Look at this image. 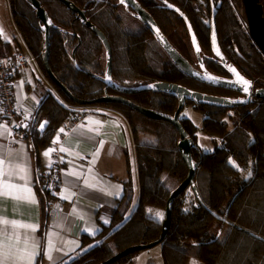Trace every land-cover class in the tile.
Instances as JSON below:
<instances>
[{"label": "trees", "instance_id": "1", "mask_svg": "<svg viewBox=\"0 0 264 264\" xmlns=\"http://www.w3.org/2000/svg\"><path fill=\"white\" fill-rule=\"evenodd\" d=\"M9 1L22 39L35 56L44 77L65 100L49 90L33 117L29 137L36 163H41L40 151L49 145L62 125L68 120L76 121L94 113L91 108L95 106L122 113L134 136L140 185L138 201L135 204L133 179L130 178L125 182L123 198L115 209H111L112 222L103 227L97 238L90 240H99V244L71 264H99L128 246L157 240L162 233L170 193L189 172L179 150V131L170 122L152 119L125 104L80 105L70 100L46 71L44 32L36 10L27 0ZM72 1L85 9L88 19L107 36L113 49V78L118 83L138 86L166 81L222 97L239 95L233 90L212 86L188 76L141 20L116 5L118 0ZM139 1L155 17L173 45L199 67L184 19L171 9L159 7L162 0ZM168 1L181 8L191 20L207 68L218 75L230 76L222 63L215 59L212 50L211 26L208 24L213 13L212 1ZM219 1H222V5L217 14L216 27L228 63H233L243 75L254 80L256 87H264V55L249 34L243 1L234 0L235 6L231 0H214V4L217 5ZM41 2L57 25L51 30L50 64L55 75L79 98L92 99L104 95L105 84L88 74L103 75L105 72L106 49L101 39L61 1ZM262 2L264 4V0ZM75 33L82 38L76 51L80 70L72 59L73 50L79 42ZM20 51L19 42H8L0 37L1 55L11 56ZM109 92L169 114H174L179 105L177 97L165 92L124 94L113 89H109ZM188 105L204 115L200 127L195 126L183 113ZM186 106L180 119L189 134L198 141L197 133L201 131L221 142H217L214 149H193V156L199 162L196 183L204 203L225 216L228 222L216 219L194 191L188 188L176 198L171 227L160 243L164 264H188L191 257L206 264H264V99H256L247 106L236 108L196 105L193 102H187ZM43 122L47 123L41 131ZM148 135L156 138L154 144L143 140ZM230 161L238 167H234ZM41 171L37 170V194L44 226L41 232L44 234L50 223L52 205L59 200L56 192L61 185V176L57 185L48 188L47 178L57 173L54 162L45 175L41 176ZM156 212L163 213V219L156 218ZM134 258L135 253L129 254L113 264H134ZM38 264L43 262L39 260Z\"/></svg>", "mask_w": 264, "mask_h": 264}, {"label": "crops", "instance_id": "2", "mask_svg": "<svg viewBox=\"0 0 264 264\" xmlns=\"http://www.w3.org/2000/svg\"><path fill=\"white\" fill-rule=\"evenodd\" d=\"M0 27L3 29L0 37L5 41L13 42L18 39L17 26L11 15L9 0H0ZM11 32L14 33L13 37H11ZM19 43L21 49L28 48L24 40V47L21 42ZM36 64L37 66H28L23 73L18 75L14 87L17 101L26 111L28 109L37 111L48 92L47 79L38 68L37 60ZM103 108L96 113H89L82 117L69 129L66 125H62L64 132H57L49 145L40 151V164L36 163L31 138L27 135H15L12 124L5 123L10 132L0 134V154L5 158V166L8 160L12 159L14 167L26 169L29 186L35 193L38 203L27 202L24 199V193L15 191L12 194L0 195V217L22 224L38 225V230L31 232L24 228L13 229L10 224L0 223V245H13L22 249L25 246V235H27L29 245L33 242L39 245V255L35 257V264H38L39 260L43 264H65V262L71 264L99 244V240L94 242L90 240L97 238L103 227L112 222L111 209H115L123 198L125 182L130 178L133 179L135 204L137 203L140 185L136 146L131 126L122 113L112 108ZM186 116L190 118L188 114ZM89 129L93 130L89 131ZM57 136H59V141L53 143ZM101 141H103L102 148L99 147ZM61 147L69 150L59 151L63 157V168L61 169V185L56 194L63 203V209L54 220L50 221L44 230L45 233L42 234L44 226L37 194V170L42 169L46 172L49 159L51 158L54 162L56 151L48 157L44 155L46 150ZM97 151H99V156L93 164V153ZM15 157L18 159H14ZM90 168L93 169V173H89ZM74 169L83 172L84 178H87L89 183L96 184L97 187H86L84 178L77 179L66 175L67 171ZM94 176H98L99 180ZM15 182L24 184V181L20 180H15ZM65 189L68 190L66 195L75 193L69 200L60 198V193ZM108 192L114 194L109 195ZM117 192L118 194H115ZM16 196L20 198H14ZM105 220L108 223H105ZM87 229H97V231L95 235H92ZM16 235L20 237L18 245L15 241ZM49 239L55 245L51 253L52 260H49L45 254ZM3 251L4 249L0 248V264H24L23 261L13 258L5 259Z\"/></svg>", "mask_w": 264, "mask_h": 264}, {"label": "water", "instance_id": "3", "mask_svg": "<svg viewBox=\"0 0 264 264\" xmlns=\"http://www.w3.org/2000/svg\"><path fill=\"white\" fill-rule=\"evenodd\" d=\"M31 3L33 8L36 10L37 17L42 22V29L44 32V39H45V50L43 51V59L44 64L46 67V71L50 77V79L56 83L63 93L73 102L80 105H91L97 103H121L125 104L132 109L138 111L139 113L150 117L156 120H165L170 122L174 125L180 133V141H179V150L187 163L189 168V172L187 177L177 186L175 187L168 198L167 206H166V213L165 218L162 223V233L157 240H154L149 243H139L128 246L122 251H119L115 255L111 256L107 260L99 263V264H113L118 260L122 259L123 257L133 254L135 252L152 248L156 245H159L168 234V231L171 227V219L173 214V205L177 197H179L184 191L188 188H191L196 197L201 201V203L214 215V217L218 220L228 222L225 216L220 215L219 213L213 211L210 207H208L200 194L196 183V175L199 168V162L193 156V149H199V145L196 140L189 134V132L183 126V123L180 119V114L184 107L186 106L187 102H193L194 104H208L218 107H225V108H236V107H243L249 105L251 102L255 101L256 99H264V87H256L255 82L252 79L247 78L243 75L239 69L233 64L228 63L222 48L219 43V36L216 27V18L219 11V8L222 5V1H219L217 5L214 4V0L212 1L213 6V13L211 17V22L208 21V24L211 26V41H212V50L214 55L216 56V60L220 61L222 65L229 71L230 76H223L218 75L211 70H209L206 66L204 61V57L202 56V48L200 45L199 38L196 34V31L193 27V24L187 14L179 8L177 5L169 2L168 0H162V5H159L161 8L171 9L177 12L185 21L187 28L189 30V34L191 37V42L194 47L195 54L198 59L199 67L195 66L188 58H186L170 41L168 36L163 32L161 27L159 26L155 17L151 14L149 10H147L139 0H126V3H121L118 0V5H122L128 10L133 16L141 20L151 31L155 39L158 43L165 49L171 59L178 65V67L185 72L188 76L212 85L216 87H221L229 90H233L239 95L237 97H222L218 95H212L207 93H202L197 90L190 89L186 86H183L178 83H171L166 81H154L150 83L141 84L138 86H127L118 83L113 78V49L112 46L101 29H99L94 23H92L87 15L85 9L78 6L72 0H59L63 4H65L69 9L77 14V19L84 23L87 27H89L103 42L105 49H106V68L103 75L96 74L93 72H89L88 74L101 81L105 84L104 88V95L95 97L92 99H82L77 97L73 91L63 82L59 80V78L55 75L51 68L50 64V55H51V30L53 27H57L54 23L53 18L50 16L49 12L42 4L41 0H27ZM244 11L247 19V27L249 30V34L253 40V42L258 46L262 54L264 55V4L262 0H242ZM171 5L172 7H170ZM177 9L179 11H177ZM189 25L191 28H189ZM158 30V32H157ZM213 33H215L216 38V45L219 47L221 52V56H218L214 51L213 45ZM193 34L195 35V43L193 42ZM75 36L78 38L79 42L73 50V62L77 69H81L79 63L76 58V51L78 47L82 43V38L78 33H75ZM161 37L163 39H161ZM198 44L200 51H196V45ZM203 65V66H201ZM229 66L234 67L245 79L252 82V87L250 89V93H245L241 90V87L233 81L236 80V76L229 70ZM207 75H211L216 77V80L206 79ZM149 85H154V87H149ZM109 89H113L117 92L129 94V93H139L145 91L151 92H165L174 95L179 100V105L174 114L165 113L162 111H158L155 109H151L145 106H142L131 99H128L120 94H112L109 92ZM40 108V107H39ZM38 108V109H39ZM37 109V110H38ZM37 112V111H36ZM237 195L232 200L229 208L232 206L236 199ZM237 228L244 230L245 232L257 237L259 239H263L261 236L244 229L241 226L236 225Z\"/></svg>", "mask_w": 264, "mask_h": 264}, {"label": "snow or ice", "instance_id": "4", "mask_svg": "<svg viewBox=\"0 0 264 264\" xmlns=\"http://www.w3.org/2000/svg\"><path fill=\"white\" fill-rule=\"evenodd\" d=\"M121 3H126V0H120ZM170 7H172L171 5H169ZM177 11H179L177 9ZM207 23V21L205 22ZM189 28H191V26L189 25ZM158 32V30H157ZM0 34H3V29L2 27H0ZM161 39H163L161 37ZM213 45H214V51L216 52V54L218 56H221V52L219 50V47L216 45V38H215V33H213ZM193 42L195 43V35L193 34ZM196 51L199 52L200 48L198 46V44L196 45ZM203 66V65H201ZM229 70L236 76V80L233 81V83L239 85L241 87V90L245 93H250V89L252 87V82L245 79L234 67L229 66ZM206 79H210V80H216V77H213L211 75H207L205 77ZM149 87H154V85H149ZM37 103H39L37 101ZM0 113H3V109L0 108ZM31 114L29 113V115L26 118H30ZM47 122H45L44 124L40 125L41 131H43L45 124ZM97 124H99L100 122H96ZM16 127H25L27 128L28 125L27 124H23V125H16ZM93 129H89V131H92ZM61 133L64 132V129L61 128L59 130ZM96 131H99V129H96ZM4 132H10V129L8 128L7 124L4 125H0V134L4 133ZM59 141V136L56 137V140L53 141V143H56ZM100 148L103 147V141L100 142L99 145ZM55 151V149L49 148L48 150L45 151L44 155L51 157L52 152ZM60 152H67L69 151L68 149L61 147L59 149ZM99 156V151L93 153V160L92 163L94 164L96 162V159ZM80 158H84V157H80ZM14 159H18V157H15ZM60 162H63V157H61ZM233 163L234 167H238L237 165ZM53 166V161L51 160V158L49 159V163H48V167L51 168ZM89 173H93V169H89ZM66 175L69 176H73L76 177L77 179H81L85 177V174L79 170H71V171H67ZM248 176H251V172L249 171ZM95 179L99 180L98 176H94ZM28 175L26 172V169L24 168H16L13 166V161L12 159H9L7 162V166H5V158L3 157L2 154H0V195H8V194H12L14 191L17 193H24V199L27 202L30 203H38V201H36L35 199V193L32 191V188L29 186L28 183ZM15 180H20V181H24V184H18L15 182ZM84 184L86 187L89 188H96L97 185L94 183H89V180L87 178H84ZM66 192H68L67 189L64 190V192L60 193V198L61 199H65V200H69L71 199L72 196L75 195V193H68L67 195L65 194ZM109 195H112L114 193L112 192H108ZM115 194H118L115 193ZM14 198H20L19 196H16ZM59 207V206H57ZM152 210H149V212H151ZM185 211H188V209H185ZM75 214V213H74ZM155 217L158 219H163V213L160 212H156L155 213ZM125 219H127V217H125ZM0 223H3L5 225L10 224L12 226L13 229L16 228H24V229H29L31 230V232H35L38 230V225H34V224H22L19 223L15 220L9 221L6 220L2 217H0ZM105 223H108L107 220H105ZM87 231L90 232V234L95 235V232L97 231V229H87ZM53 235H55L53 233ZM15 241L16 244L18 245L20 243V237L19 235L15 236ZM29 237L27 235H25L24 238V248H19V247H15L13 245H0V248L4 249V251L2 252L3 256L5 259L8 258H13L19 261H23L24 264H35V257L37 255H39V245L36 242H33L29 245ZM78 246V245H77ZM55 245L53 243V241L51 239L48 240V246L46 248V252L45 254L47 255V258L49 260H52V251L54 249ZM59 250V249H57ZM66 254V253H65ZM66 264V262H65ZM193 264H195V262H193Z\"/></svg>", "mask_w": 264, "mask_h": 264}, {"label": "built area", "instance_id": "5", "mask_svg": "<svg viewBox=\"0 0 264 264\" xmlns=\"http://www.w3.org/2000/svg\"><path fill=\"white\" fill-rule=\"evenodd\" d=\"M231 1L235 6V1ZM35 64V57L28 48L21 49L19 53L11 56H3L0 54V108L3 109V113H0V125L9 122L12 124L15 135L29 136L32 119L34 114H36L35 110L28 109L26 111L25 108L19 104L14 91L18 75L23 73L28 66ZM91 109L96 113L104 108L101 106H95ZM29 113L31 114V117L26 118ZM80 119L76 121L68 120L64 125L69 129ZM18 124H27L28 127H16ZM55 151L54 167L56 168L57 173L56 175L47 178L48 188L54 187L59 183V176H61V169L63 168V162H60L61 154L59 149L56 148ZM45 174V171L40 172L41 176ZM62 209L63 203L60 200L55 201L50 212V221L54 220L60 214Z\"/></svg>", "mask_w": 264, "mask_h": 264}, {"label": "rangeland", "instance_id": "6", "mask_svg": "<svg viewBox=\"0 0 264 264\" xmlns=\"http://www.w3.org/2000/svg\"><path fill=\"white\" fill-rule=\"evenodd\" d=\"M11 15H12V12H11ZM16 30H17V33H18V39L16 40V42L19 41L23 45L22 36H21L18 28H16ZM13 34L14 33L11 32V37H13ZM23 47H24V45H23ZM35 66H37V64H35ZM38 68L40 69L39 65H38ZM45 80H43V81L45 82ZM46 83H47L48 91L51 90V91H53L56 94L58 93L56 91V89L51 84H49V81L46 80ZM57 95H59L58 97L60 99L65 101L64 98L59 93ZM75 108H77V107H75ZM183 113L185 115L188 114L190 116V118H191V120H192V122L194 123L195 126L200 127L202 125V120H203L204 115L201 113L200 110L195 109L194 106H192V105L186 106L185 109L183 110ZM44 123L45 122H43L42 124H44ZM143 140H146V143L148 142L149 144L152 145V144L155 143L156 138L153 135H148L145 138H143ZM197 140L198 141H196V142L198 143L199 147L202 148L205 151L207 149H214L217 142L219 144H221L220 140H217V138L212 137V136H208L205 133H202L201 131H199L197 133ZM223 237H224V234L221 235V238H223ZM134 261H135L134 264H164L162 248H161L160 244L156 245V246H154L152 248H149V249H144V250L135 252ZM193 262H195V264H206V263L200 261L197 258L191 257V259L189 260L188 264H193Z\"/></svg>", "mask_w": 264, "mask_h": 264}, {"label": "flooded vegetation", "instance_id": "7", "mask_svg": "<svg viewBox=\"0 0 264 264\" xmlns=\"http://www.w3.org/2000/svg\"><path fill=\"white\" fill-rule=\"evenodd\" d=\"M163 4V3H162ZM161 4V5H162ZM116 5H118V2H117V4ZM118 6H121V8H123L125 11H127L129 14H131L128 10H126V8L124 7V6H122V5H118ZM132 15V14H131ZM133 16V15H132Z\"/></svg>", "mask_w": 264, "mask_h": 264}]
</instances>
